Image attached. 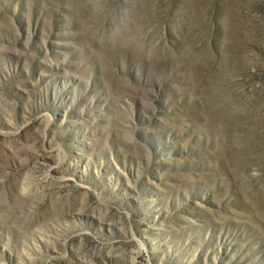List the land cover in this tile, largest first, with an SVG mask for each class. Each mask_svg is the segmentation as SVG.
<instances>
[{"label": "rangeland", "instance_id": "374dc122", "mask_svg": "<svg viewBox=\"0 0 264 264\" xmlns=\"http://www.w3.org/2000/svg\"><path fill=\"white\" fill-rule=\"evenodd\" d=\"M0 264H264V0H0Z\"/></svg>", "mask_w": 264, "mask_h": 264}]
</instances>
